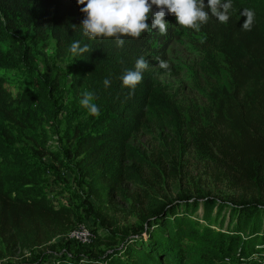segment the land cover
I'll use <instances>...</instances> for the list:
<instances>
[{"label":"rangeland","instance_id":"374dc122","mask_svg":"<svg viewBox=\"0 0 264 264\" xmlns=\"http://www.w3.org/2000/svg\"><path fill=\"white\" fill-rule=\"evenodd\" d=\"M81 23L73 24L66 43L48 32L31 37L26 64L0 68V77L6 80L0 113V167L5 183L15 189L23 181L19 176L28 175L53 209L71 211L69 226L49 233L41 242L33 240L31 233H21L15 242L0 237V264H60L62 259L104 256L121 245L110 234L145 232L144 218L151 211L180 198L200 202L212 198L229 206L264 204V167L225 160L214 149L225 144L229 134L216 123L215 110L230 91V80L221 55L208 51L211 44L201 34L197 35L200 46L170 49L169 57L181 73L157 77L138 132L129 133L122 146L104 141V152L93 158L81 153L78 137L97 131V117L105 109L97 101L104 102L106 95L99 89L102 82L92 84L94 76L86 73L80 55L70 49L78 41ZM13 50V45L0 40V53ZM83 73L89 78L86 86L79 85ZM39 92L50 100L54 111L50 116L35 100ZM86 92L95 96L97 115L80 103ZM227 211L222 212L224 227ZM81 226L91 235L85 245L70 238V231ZM256 256L264 264V248Z\"/></svg>","mask_w":264,"mask_h":264},{"label":"trees","instance_id":"16d2710c","mask_svg":"<svg viewBox=\"0 0 264 264\" xmlns=\"http://www.w3.org/2000/svg\"><path fill=\"white\" fill-rule=\"evenodd\" d=\"M80 7L76 0H0V40L14 47L11 53H0V68L23 67L31 37L41 38L48 32L66 43L73 24L83 20ZM244 9L255 13L251 31L242 28ZM229 15L227 23L211 17L199 31L185 30L176 23L175 16L167 15V35L153 30L139 39L125 37L122 47H117L112 39L92 40L81 35L83 28L79 26L77 40L89 48L80 58L86 73L94 76L92 84L102 82L99 89L106 93L103 101L108 102L105 105L97 101L105 109L97 117V131L78 137L80 152L93 158L104 152V141H109L110 146H122L129 133L138 132L157 77L181 73V67L169 57L170 49L173 45L185 49L200 46L197 35L201 34L211 44L208 51L221 55L230 80V91L223 94L215 110L216 123L229 134L225 144L214 149L225 160L237 159L245 166L264 167V0H232ZM141 57L148 62V68L142 82L130 93L123 87L121 77L126 70H134ZM159 60H165L169 67H159ZM84 75L79 79L81 86L89 80ZM106 78L110 80L108 87L104 85ZM5 83V78L0 77V113L4 109ZM35 100L49 116L54 113L44 92H39ZM19 179H23L20 186L8 187L0 167L1 238L15 242L21 233H31L33 240L41 242L49 233L69 226V208L53 209L46 196L37 192V181L25 174ZM227 208L224 227L226 216L222 212ZM144 220L148 222L145 232L138 229L130 235H109L112 241L119 238V249L104 256L77 257L69 262L62 259L60 264H227L226 260L235 255L231 264H262L255 255L264 248V204L229 206L212 198L201 202L180 198L158 206Z\"/></svg>","mask_w":264,"mask_h":264},{"label":"clouds","instance_id":"9594fccd","mask_svg":"<svg viewBox=\"0 0 264 264\" xmlns=\"http://www.w3.org/2000/svg\"><path fill=\"white\" fill-rule=\"evenodd\" d=\"M76 3L82 6L83 34L92 40L112 39L117 47L124 45L125 37L139 39L142 34H149L153 30L162 36L167 35V15L175 16L176 23L185 30L199 31L211 17L227 23L232 9V0H207V3L205 0H76ZM241 15L246 17L242 28L251 31L254 11L244 9ZM70 49L77 55L89 52L88 46L82 47L79 41H74ZM159 67L167 69L169 65L165 60H159ZM147 68L148 62L143 57L139 58L134 70H126L122 75L123 87L134 93ZM104 85L108 87L110 80L106 78ZM94 100V94L86 92L80 103L90 114L97 115L99 108Z\"/></svg>","mask_w":264,"mask_h":264},{"label":"built area","instance_id":"2783aa9c","mask_svg":"<svg viewBox=\"0 0 264 264\" xmlns=\"http://www.w3.org/2000/svg\"><path fill=\"white\" fill-rule=\"evenodd\" d=\"M70 238L76 243H80L82 245L88 244L91 241V235L85 226L76 227L70 231ZM255 257L257 256L255 255Z\"/></svg>","mask_w":264,"mask_h":264}]
</instances>
